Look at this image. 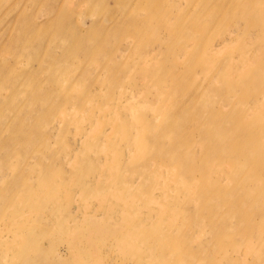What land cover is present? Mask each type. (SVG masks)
Returning <instances> with one entry per match:
<instances>
[{
  "label": "rangeland",
  "instance_id": "374dc122",
  "mask_svg": "<svg viewBox=\"0 0 264 264\" xmlns=\"http://www.w3.org/2000/svg\"><path fill=\"white\" fill-rule=\"evenodd\" d=\"M152 1L0 0V264H264V0Z\"/></svg>",
  "mask_w": 264,
  "mask_h": 264
},
{
  "label": "bare ground",
  "instance_id": "6f19581e",
  "mask_svg": "<svg viewBox=\"0 0 264 264\" xmlns=\"http://www.w3.org/2000/svg\"><path fill=\"white\" fill-rule=\"evenodd\" d=\"M139 1L140 0H137V2L139 3ZM153 2V1H152ZM137 3V4H138ZM158 5H157V0H155V2H153V4H152V9H155L156 7H157ZM47 15H48V13H47ZM47 15H45V16H47ZM141 21H143L142 19H138V20H134V21H132V22H141ZM63 23V22H62ZM62 23H61V20H60V23L59 24H61L62 25ZM59 24H57L58 26L54 29V30H57L58 28H60V26L61 25H59ZM92 25L94 26H98L97 25V21L95 20V21H93V23H92ZM47 26H49V22H45L44 24H42V25H40L39 26V29H42V28H44V27H47ZM65 26H67V25H64V26H62L61 28H60V30H59V32L58 33H61V34H63L64 36L67 34V33H69V31L71 30L72 32V34H73V36H74V38L75 39H78L79 37H80V35H81V32L80 31H77V32H74V30H75V28H72V27H69V29L67 30V31H63V32H61V30H64V28H65ZM37 27V25H36V23H35V21L34 20H32V21H28L26 24H25V26H24V28L22 29V31H21V33H20V37H21V41L24 39V41L25 42H23L22 41V44H24V43H30L31 41H33V40H35V39H38L37 37H31V34H35V32L34 31H32L33 29H35Z\"/></svg>",
  "mask_w": 264,
  "mask_h": 264
}]
</instances>
